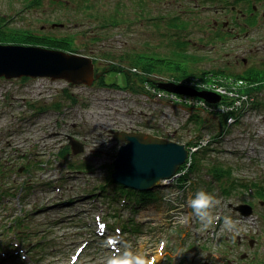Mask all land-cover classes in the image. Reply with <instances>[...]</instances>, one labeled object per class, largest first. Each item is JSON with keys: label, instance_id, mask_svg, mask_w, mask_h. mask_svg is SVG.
<instances>
[{"label": "rangeland", "instance_id": "374dc122", "mask_svg": "<svg viewBox=\"0 0 264 264\" xmlns=\"http://www.w3.org/2000/svg\"><path fill=\"white\" fill-rule=\"evenodd\" d=\"M139 1L92 0L95 12H100L101 16L121 11L124 17L119 26L105 24L102 17V20L94 19L90 15L92 10L78 9L71 2L68 7L59 5L58 9L52 0H45L42 7H27L26 0H0V15L12 18L16 27L56 36L73 35L76 51L68 52L96 55L99 60L96 64L100 67L118 61L117 58L109 59L104 55L106 53L119 55L150 50L149 53L154 55H172V49L168 48L166 52L160 49L165 43L162 34L166 33L172 40L171 31L167 32L164 26L162 29L157 27L149 16L136 15L138 7L135 4ZM144 1L153 15L176 3L174 0ZM77 15L80 24L68 20ZM59 20L64 26L57 23ZM188 24L186 34L190 41L192 38L188 50L199 55L193 61L181 57H177V61H183L192 70L222 71L218 68H224L228 59L226 41L207 40L208 32L213 30L203 31L192 22ZM95 31H101V39H93ZM261 33L255 28L251 32L255 35L254 41L250 40L259 55L247 50L244 52L248 57L247 64L233 63L239 66L233 67L232 72H243L247 68L264 71V36ZM199 43H208V47L199 50ZM237 53L242 54L240 50ZM211 74L197 76L205 83H214ZM150 75L158 80H182L177 77L180 76L178 72L172 74L166 68L146 73L147 77ZM106 79L124 84L125 75L108 73ZM96 80L92 86H87L51 77H39L31 83L0 78V162L12 168L11 172L0 175L3 180L0 184L4 183V189L28 185V190L19 191L17 197L8 200L7 208L6 200L0 198V264H105L107 257L116 248L123 251L124 245L149 259L154 258V264H264V199L250 191L253 183L264 187V82L252 83L250 88L255 103L261 104V111L255 113L253 106L245 114L244 122L253 123L249 129L237 125L232 128V136L211 147L214 150L205 149L200 153L205 164L220 162L226 170L231 167V174L226 173L223 183L213 179L208 166L202 165L203 168L194 173L195 184L183 197L182 208L178 205V211L182 212L176 220L178 224L169 225V212L176 206L171 192L166 196L170 199L167 202L162 191L156 190L154 202L140 207L139 211L131 210V204L128 205L131 201L124 195L129 191L123 188L116 191L115 187L109 186L106 192L110 196L105 195L110 198L99 197L98 202L94 195L81 197L86 188L88 193H93L97 184L107 180L112 161L122 144L113 139L115 132L152 133V122L164 128L160 121L162 110L159 108L162 106H156L138 91L101 86ZM259 84L263 85L261 90L256 89ZM55 102L59 108L53 107ZM196 112L204 119L201 130L197 129L190 113L178 111L175 118L173 115L168 117V122L173 123L169 128L181 135V142L194 140L206 131L216 134L218 119L197 110L192 114ZM255 128L258 132H254ZM67 135L84 142L85 150L76 155L70 151L58 155L60 147L65 150L68 146ZM7 165H4V171H8ZM232 180L236 181L234 187L230 185ZM30 182L33 186L28 188ZM225 187L226 192H223ZM200 189L211 192L220 201L213 209V215L220 219L207 230H201L188 207V200ZM67 195L73 199L58 200ZM112 195H116L117 201L111 200ZM122 200H126L125 206H121ZM245 202L253 210L249 218L233 208ZM1 206L5 207L6 213ZM97 215H103L102 220L96 219ZM225 215L237 222L236 232L222 231ZM10 222L17 224V227L13 226L15 230L7 229L12 227ZM103 222L107 224L104 229ZM116 235V244L109 243V236ZM18 241L25 247L15 255L13 249L17 246L14 243Z\"/></svg>", "mask_w": 264, "mask_h": 264}, {"label": "trees", "instance_id": "16d2710c", "mask_svg": "<svg viewBox=\"0 0 264 264\" xmlns=\"http://www.w3.org/2000/svg\"><path fill=\"white\" fill-rule=\"evenodd\" d=\"M45 0H26L27 7H42ZM89 1V4H84L85 2ZM54 5L59 9V5L63 7H68L70 2L77 5L78 9L88 8L92 10L93 13L90 15H93L94 19L102 20V18L105 20V24H110L111 26H119L124 17V14L117 10L116 12H110L108 16H101L100 12H95V5L92 3V0H52ZM138 8L135 6V14L142 17L149 16L150 21H153L156 26H167V32L172 30L185 31L188 29L189 21L183 16H180L177 13H174L173 10H176V6L173 5L172 7H169V11L167 10L166 13H159L158 15H153L150 13L149 6L146 4V1L140 0L139 2H136L135 4ZM102 17V18H101ZM79 16L75 17H69L68 20L75 22L76 24H80V20L78 19ZM59 25L63 24L62 20H59L57 22ZM101 24V22H99ZM56 24V23H53ZM103 24V25H105ZM64 25V24H63ZM101 31H95L92 33L93 39L99 40L101 39L100 33ZM73 35L67 34L65 36H56L49 34L47 32H40L36 31L34 29L30 28H23V27H16L12 23V18L7 19L6 16L0 15V43L1 44H20V45H36V46H43L47 48L52 49H60L65 51H76V48L73 46L74 44V38ZM167 42L169 50L172 49V55L163 54V55H154L152 53H149L147 51H136L135 53H125V54H110L106 53L105 56L110 58H113L111 60H114L115 58L118 59L117 62L112 61L109 62V64H104L102 67L99 65H96V74L98 75V78L96 80V83L100 84L101 86L106 87H114V88H122L125 90L130 91H142V85L146 80H149L144 74H136L131 71V67H138L143 72H156L158 70H161V68H166V70H170V72L175 73L178 72L180 76L177 77H185L189 74L192 75H204L207 76V74L212 73L214 75L216 74H226L231 75L234 77L239 78H245L247 80H251L255 83L264 82V71L258 70V69H252L245 72H227V71H215V70H206V69H200L196 68V70H192L188 64L184 63L183 61H177L178 58L182 59H190V61L196 60L198 58L199 54H196V52L189 51V41L186 39H183L179 37L176 41V44L170 40V37L166 34ZM185 38V36H184ZM190 55L191 57H188ZM203 56V55H202ZM167 57V58H166ZM95 63H97L98 58L96 55L93 57ZM204 59V56H203ZM107 65V66H106ZM126 66L128 68L126 69ZM100 69H102L100 71ZM122 72L125 75V82L124 84H120L117 81L114 82H108L106 79V75L108 73H117ZM26 78V77H25ZM203 78V77H202ZM263 84V83H262ZM259 86L257 85L256 89L261 90L260 88L263 87V85ZM58 102H55L53 104L54 108H59ZM193 120H197L196 122L199 123L198 128L200 125H202L203 120L199 113H194L191 117ZM220 123L223 124L224 119L219 118ZM178 137V136H177ZM68 152V147L63 149L60 153V155H64ZM206 159V158H205ZM208 164H205L204 156L203 155H196L194 157V163H193V171L198 172L203 166H208V171L211 172L212 178L215 180H220V182L224 183V178L226 176V173L229 175L231 174V167H229L228 170L224 167V165L220 162H207ZM4 165L0 162V175L6 174L7 172H11L12 169L8 168V171H4L3 167ZM203 165V166H202ZM202 166V167H201ZM79 167V166H78ZM76 167V168H78ZM5 168V169H7ZM26 169L28 167L26 166ZM112 169H110L106 183L102 186V189H105L109 186L115 187L116 190L119 188L125 189L123 186L119 185L118 183L114 182L111 178ZM2 177L0 176V180ZM3 181V180H2ZM236 181L232 180L231 186L235 185ZM4 184V183H3ZM3 184H0V193L10 194L12 193V187H8L6 189L3 188ZM254 188V194L259 195V197L264 199V187L259 185L258 183L252 184ZM26 188V187H24ZM30 188V185L29 187ZM210 189V188H209ZM227 187L223 189V192H226ZM229 189V188H228ZM28 190V189H27ZM129 191V198L136 200L137 202H140L141 204H147V202L154 200V192H138L132 189H127ZM135 196V197H133ZM10 229V228H9ZM17 231V230H16ZM18 235V234H17ZM19 236V235H18ZM29 236V233L25 235V238ZM30 247V246H28Z\"/></svg>", "mask_w": 264, "mask_h": 264}, {"label": "water", "instance_id": "95a60500", "mask_svg": "<svg viewBox=\"0 0 264 264\" xmlns=\"http://www.w3.org/2000/svg\"><path fill=\"white\" fill-rule=\"evenodd\" d=\"M63 26V25H61ZM51 77L70 84L92 85L95 79V62L92 57L36 45L0 43V78ZM159 87L189 95L200 96L216 102L220 96L182 87L172 82L160 83ZM72 152L83 151L82 142L69 137ZM113 139L122 142L113 161L112 178L115 182L140 191H151L158 180L172 176L188 157L185 144L146 132L117 131ZM247 217L253 212L251 205L233 207Z\"/></svg>", "mask_w": 264, "mask_h": 264}, {"label": "flooded vegetation", "instance_id": "af4514ba", "mask_svg": "<svg viewBox=\"0 0 264 264\" xmlns=\"http://www.w3.org/2000/svg\"><path fill=\"white\" fill-rule=\"evenodd\" d=\"M176 3H171L176 6L174 13L188 19L197 25L201 30L210 29L213 32H208L210 35L207 40L222 39L226 41L225 47H228V59L224 68L219 70L232 72L233 63L247 64L248 57L244 53L247 50L250 54H258L251 46V41H254L251 32L255 28H259L264 36V0H174ZM169 9H164L162 13H166ZM188 16V17H187ZM167 29V26H164ZM163 26L160 27L162 29ZM172 39L176 44L178 36L181 35L177 30H172ZM163 36V34H162ZM257 37V35H256ZM262 38V37H259ZM198 49L202 50L208 47V43H199ZM247 46L249 48H247ZM246 49H243V48ZM159 49V48H158ZM160 49H168V43ZM159 49V50H160ZM157 50V49H156ZM240 50L244 56L242 58L238 54ZM247 68L244 71L250 70Z\"/></svg>", "mask_w": 264, "mask_h": 264}, {"label": "clouds", "instance_id": "9594fccd", "mask_svg": "<svg viewBox=\"0 0 264 264\" xmlns=\"http://www.w3.org/2000/svg\"><path fill=\"white\" fill-rule=\"evenodd\" d=\"M167 181L158 180L157 183H166ZM220 201L211 193L200 189L197 190L189 200L188 207L198 220L201 230H207L213 225L214 221L220 219L213 215V209L219 205ZM222 231L234 233L237 231V222L231 216L222 217ZM105 264H154V258L149 259L143 254L133 252L131 247L124 245V250L116 248L113 254L107 257Z\"/></svg>", "mask_w": 264, "mask_h": 264}, {"label": "built area", "instance_id": "2783aa9c", "mask_svg": "<svg viewBox=\"0 0 264 264\" xmlns=\"http://www.w3.org/2000/svg\"><path fill=\"white\" fill-rule=\"evenodd\" d=\"M192 81H190L191 84L196 83L194 80H192ZM220 81H221L220 83L214 82V83L205 85V87L212 89V90H214L220 94H223V95L241 97L242 99H244V97H246L244 95L240 96V93L238 92V88H240L242 84L243 85L245 84V82L243 80H232V79H226L225 78V79H221ZM160 96H166V97H169V98L174 99V100L177 99L174 94H167V93L163 94L162 93ZM236 103L238 105H240V101H237ZM200 104H203L204 106H206L205 103H203V102H201ZM223 107H224V109L227 108L226 105H224ZM206 142H207V139L202 140V143H206Z\"/></svg>", "mask_w": 264, "mask_h": 264}, {"label": "bare ground", "instance_id": "6f19581e", "mask_svg": "<svg viewBox=\"0 0 264 264\" xmlns=\"http://www.w3.org/2000/svg\"><path fill=\"white\" fill-rule=\"evenodd\" d=\"M103 227L105 228V226L102 225V228H103Z\"/></svg>", "mask_w": 264, "mask_h": 264}]
</instances>
